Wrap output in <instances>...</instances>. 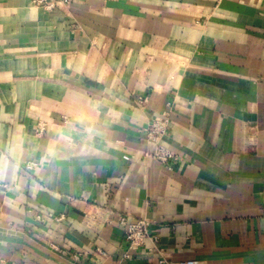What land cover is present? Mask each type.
I'll use <instances>...</instances> for the list:
<instances>
[{
	"label": "crops",
	"instance_id": "crops-1",
	"mask_svg": "<svg viewBox=\"0 0 264 264\" xmlns=\"http://www.w3.org/2000/svg\"><path fill=\"white\" fill-rule=\"evenodd\" d=\"M163 259L264 264V0H0V264Z\"/></svg>",
	"mask_w": 264,
	"mask_h": 264
},
{
	"label": "built area",
	"instance_id": "built-area-1",
	"mask_svg": "<svg viewBox=\"0 0 264 264\" xmlns=\"http://www.w3.org/2000/svg\"><path fill=\"white\" fill-rule=\"evenodd\" d=\"M70 0H32L35 6L53 11L60 6L68 4ZM171 110L165 109L161 116L153 117L150 119L147 127L145 128L146 139L148 143L154 145L152 152L148 156L153 159L164 163L168 166H173L179 161V156L164 144V139L168 134L170 126ZM130 159V157L126 156ZM35 166L34 162H27L26 167L32 168ZM118 222L124 227L125 237L128 241L130 248L138 249L146 244L150 238V226L152 221L147 218L132 219L127 214H122L118 218ZM168 264H202L198 259H185V260H165Z\"/></svg>",
	"mask_w": 264,
	"mask_h": 264
}]
</instances>
